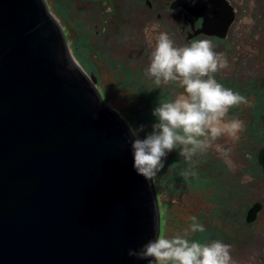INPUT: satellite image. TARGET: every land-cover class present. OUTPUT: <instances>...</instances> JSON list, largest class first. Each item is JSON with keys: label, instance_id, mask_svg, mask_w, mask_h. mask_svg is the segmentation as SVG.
<instances>
[{"label": "water", "instance_id": "95a60500", "mask_svg": "<svg viewBox=\"0 0 264 264\" xmlns=\"http://www.w3.org/2000/svg\"><path fill=\"white\" fill-rule=\"evenodd\" d=\"M179 2L203 31L234 19L227 0ZM132 139L46 0H0V264H149L128 256L160 234Z\"/></svg>", "mask_w": 264, "mask_h": 264}, {"label": "rangeland", "instance_id": "374dc122", "mask_svg": "<svg viewBox=\"0 0 264 264\" xmlns=\"http://www.w3.org/2000/svg\"><path fill=\"white\" fill-rule=\"evenodd\" d=\"M46 2L62 26L66 22L73 24L71 26L74 28H66L69 34H66V37L71 40L73 55L89 76L94 74L97 78V86L105 101L126 120L131 129H139L143 125L144 132H140L139 136L141 139L145 138L152 132L153 124L157 122L154 115L149 114L153 106L152 101L146 97V91L155 86L163 95L165 90L168 97L164 94L166 98L164 100L174 99L183 92L178 82L156 85L154 80L143 78L141 71H145L149 66L151 53L155 47L150 42L152 33H148V42L144 44L146 49L142 45L134 46L133 49L130 47L139 53L129 54L128 38L123 37L121 32H118V37L113 33L97 39L96 31L102 28H93V23L89 22L90 19L97 17L96 5L88 2L76 3L72 0ZM237 3H243L244 6L231 30L235 44L227 49L226 60L229 66L218 72L225 76L239 71L242 76L247 74L264 79V0H238ZM75 20L84 23L86 28H75ZM149 30L152 31V28ZM123 39L126 41H122ZM106 40L108 42H105ZM121 41L123 43H120ZM104 42L106 44L103 45ZM132 54L134 59H131ZM260 96L264 100V94ZM254 97H250L249 104L253 99L257 100L259 94H255ZM244 117L248 118L250 115L245 113ZM243 121L245 123L238 134V139L233 140L230 137L227 139L225 149L230 152L228 157L222 156L218 151L224 144L223 137L214 142L205 153L195 157L191 163L184 161L177 149L166 156L163 161L164 167L153 177V182L159 211L166 215L164 222L161 223V231L166 237L184 236L185 231L190 229L191 218L195 216L206 231L203 233L188 231L186 238L202 244L219 240L231 245L232 264H264V212L250 227L242 225L235 214L239 210L236 196L240 185L246 189V211L251 204L258 201L259 192L264 198V174L257 172V165L247 156L255 147L260 148L262 143L249 128L250 123L247 120ZM198 157L202 160L211 157L214 159L213 162H221L222 159L225 165L222 164L223 170L218 164L213 168L212 163L209 170L203 168L201 164L198 165L199 170L202 167L207 174L212 173L207 182L204 178L199 181L200 186L192 185L191 177L185 180L179 175L181 170L193 169L192 164ZM179 177L182 182H179ZM221 197L224 200L227 198V202L231 201L233 204L225 203L223 210L221 205L224 203L219 201ZM218 209L222 210V215H226V211L235 215L223 218L217 213ZM216 216L220 218L217 219Z\"/></svg>", "mask_w": 264, "mask_h": 264}, {"label": "clouds", "instance_id": "9594fccd", "mask_svg": "<svg viewBox=\"0 0 264 264\" xmlns=\"http://www.w3.org/2000/svg\"><path fill=\"white\" fill-rule=\"evenodd\" d=\"M228 66L224 54L214 51L210 40H194L188 46L177 47L166 32H159L144 74L156 85L178 82L183 92L174 99L160 101L153 110L157 122L145 138L139 136L144 132L143 125L131 129L133 167L138 175L151 180L174 150L179 149L182 159L191 163L219 138L238 139L243 122L226 117L230 109L247 104L248 100L225 88L212 76ZM218 151L224 157L230 155L227 149ZM179 175L187 180L194 177L196 171L188 168L181 170ZM188 231L203 233L206 229L194 216L184 236L168 238L161 231L139 250L130 248L128 256L148 260L149 264H232L231 245L219 240L205 244L189 240L186 238Z\"/></svg>", "mask_w": 264, "mask_h": 264}, {"label": "flooded vegetation", "instance_id": "af4514ba", "mask_svg": "<svg viewBox=\"0 0 264 264\" xmlns=\"http://www.w3.org/2000/svg\"><path fill=\"white\" fill-rule=\"evenodd\" d=\"M74 2H88L89 4H94L97 7V17L94 19H90L89 22H92L93 28H102L97 29L96 35L97 39L102 37H108L107 35L115 33L118 37V32H121V35L128 38L129 48L132 49L135 47H139L142 45L144 47L145 42H148L147 36L148 33H152V37L150 38V42L153 46H155V37L159 34V32H166L170 38L174 41L175 46L183 47L188 46L194 40H202L207 39L210 40L213 46V50L217 53H223L225 59L228 58L227 49H229L230 45L235 44V41L232 40L233 36H231V30L234 28L235 23L238 20V15L241 13L243 3H237L238 0H227L229 4L233 7L234 12V22L229 27L226 35L224 36L223 32H220L218 29V25L224 27V23L229 21L226 16L222 15L219 20H216L215 25L211 28L209 32L203 31L204 29V22L205 18L201 15H195L190 13L185 6L179 2V0H72ZM256 3V2H255ZM242 6V7H241ZM258 6V5H257ZM227 14V13H226ZM225 14V15H226ZM87 23V22H86ZM70 22H66L63 26L65 35H69L66 28H74L71 26ZM75 28H86L84 23L75 20ZM91 28V25L89 26ZM152 28V31L149 30ZM149 30V31H146ZM125 34V35H123ZM68 37V36H67ZM66 37V38H67ZM108 39V38H107ZM69 42V46L71 49V40L69 37L67 38ZM126 41V39L122 40ZM120 43H123V42ZM105 42H108L107 40ZM103 43L106 44V43ZM145 48V47H144ZM130 49L129 54L131 52L139 53L137 51ZM146 49V48H145ZM72 51V50H71ZM73 53V51H72ZM74 54V53H73ZM140 56V55H138ZM141 57V56H140ZM149 57V56H148ZM131 59H134V54H132ZM147 64V63H146ZM240 70V69H237ZM235 71V70H234ZM143 78H148L145 76V71L142 70ZM238 74V75H237ZM213 78H215L220 84H222L225 88L232 89L235 92L240 93L241 95L245 96L248 100L247 104H242L236 107H233L229 110V113L226 119L231 118H238L240 121L243 122V126L245 121L248 119L249 128L252 129L254 136L257 140L262 143L260 148L255 147L252 149L249 156V159L252 158L253 163H255L258 167L257 172L264 174V168L260 162V153L261 150L264 148V100H262V94H264V79L261 77H252L251 75H240L239 71L236 73H232V75H227L222 72H216L212 74ZM255 94H259L257 100L253 99L251 104H249V100L251 96H255ZM258 96V95H257ZM255 98V97H254ZM245 113L249 114L250 117L245 118ZM244 114V115H243ZM242 131V130H241ZM241 138V136H239ZM225 138V139H224ZM221 139V138H219ZM224 144L220 147L221 149H225L227 147L225 144L228 143L229 139L227 136H223ZM244 140V139H243ZM242 142V141H241ZM243 143V142H242ZM220 144V143H219ZM196 162H194L193 169L196 171V175L191 177L190 182L192 185H199V181H202L203 178L207 182L212 173H208L206 170H203L206 167L208 170L210 165L213 163L214 165H220L222 168V164L224 162L222 159L220 161H214L213 158L207 157V160H202L200 157L196 158ZM203 165L200 170L197 168L198 165ZM254 165V164H253ZM252 165V166H253ZM217 166V165H216ZM255 166V165H254ZM223 170V168H222ZM174 172V171H173ZM181 177L178 178L179 182H182ZM206 178V179H205ZM241 184V182H239ZM200 186V185H199ZM238 189V209L235 214H237V218L240 220L242 225L250 227L253 225V222H248V214L253 206L257 203L259 204V209L256 214V219L261 216V213L264 212V198L262 197L261 192L260 196H258V201H255L253 204L250 205V208L246 211L247 203L246 199V189L244 186L240 185ZM219 200L221 203V208L223 209L226 204H233L227 202V198H220ZM225 209V208H224ZM223 209V210H224ZM222 210L218 209L217 213L221 215L223 218L229 215H235L233 212L226 211V215H222ZM166 215L160 210V233H161V223L164 222ZM217 217V216H216ZM220 217L218 216L217 219ZM221 220V219H220ZM223 221V220H222Z\"/></svg>", "mask_w": 264, "mask_h": 264}, {"label": "trees", "instance_id": "16d2710c", "mask_svg": "<svg viewBox=\"0 0 264 264\" xmlns=\"http://www.w3.org/2000/svg\"><path fill=\"white\" fill-rule=\"evenodd\" d=\"M159 92H160V89L158 90L157 88H155V86L146 91V97L149 98L150 101H152V106H153V109L151 111H149L150 116H153V110L159 105L160 101L166 99V98H164V94L166 97H168V95H166L165 90L163 92V95H161V93H159ZM153 95H156L158 97L153 98L152 97ZM146 111H148V110H146ZM176 162L178 163V161H176ZM174 168H175V165H174Z\"/></svg>", "mask_w": 264, "mask_h": 264}, {"label": "bare ground", "instance_id": "6f19581e", "mask_svg": "<svg viewBox=\"0 0 264 264\" xmlns=\"http://www.w3.org/2000/svg\"><path fill=\"white\" fill-rule=\"evenodd\" d=\"M182 4V3H181ZM183 5V4H182ZM184 6V5H183ZM234 11V10H233ZM235 12V11H234ZM228 19H229V17H228ZM216 22V21H215ZM234 22V19H233V21L231 22V24L229 25V27L232 25V23ZM214 26V25H213ZM219 26V28H222L221 27V25H218ZM229 27H228V30H229ZM211 28V27H210ZM224 28V27H223ZM210 30H213V29H210ZM209 30V31H210ZM227 30V31H228ZM209 31H205V32H209ZM220 32H223V34H224V36L226 35V33H227V31L226 32H224V31H222V30H219ZM261 154V153H260ZM262 165V164H261ZM263 166V165H262ZM264 168V167H263ZM257 212H258V210L256 211V213L254 214V217H253V213L250 215V217H253V219L252 220H248L247 219V221L248 222H253L254 220H255V218H256V214H257ZM250 213V212H249ZM248 217H249V214H248Z\"/></svg>", "mask_w": 264, "mask_h": 264}]
</instances>
